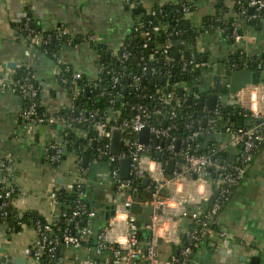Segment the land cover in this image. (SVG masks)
<instances>
[{"label":"built area","instance_id":"built-area-1","mask_svg":"<svg viewBox=\"0 0 264 264\" xmlns=\"http://www.w3.org/2000/svg\"><path fill=\"white\" fill-rule=\"evenodd\" d=\"M155 1L159 2L160 0ZM123 2L129 7H134L136 4L135 0H123ZM235 3L236 16L234 20L224 22L221 18H215L210 26L218 27L233 43L251 42L253 36L244 31L243 26L257 23L262 19L264 0H235ZM182 12L187 16L191 13V7L183 6ZM156 15L157 13L152 11L150 19L135 27L131 35L132 41L140 39L142 44L138 52L141 53L140 67L143 77H134L135 86H139L140 82L144 80L146 82L156 76L158 80L159 77H165L166 88L168 86L173 88L172 92L161 88L155 94L143 95L144 98L148 97L157 104L156 109L144 104L129 106L127 103H122L119 108H116V97L119 96L118 98H120L121 96L117 93L110 99V107L105 109L103 113L98 109L90 112L80 111L77 107V101L84 97L85 91L96 89L98 84L87 80L81 72L76 71L69 63L61 60L60 54L54 59L56 73L59 76L62 89L71 99V105L67 110L75 113V118L67 119L60 114L42 113L36 102L39 88L28 83L29 77L25 78L23 82L11 84L3 82L0 84V93L20 97L24 99V105L25 101L29 100L28 105L21 112V120L26 129L36 126H64V142L54 140L45 147L47 161L54 167L59 168L66 161V130L75 124H89L93 127L94 135L90 136L88 132L81 130L76 131L77 135L79 138L87 140L88 148L94 145L93 159H90L92 162L101 164L103 161H107L111 185L116 193L125 196L123 203L115 212L113 222L104 230L96 232L92 226V221L97 216L96 212L90 210L85 202V188L88 187L89 183L82 177L84 157L76 156L77 170L74 172L75 174L70 170H65L63 174L69 180L63 187H60L69 193H74L75 197L71 205L65 210H59L52 221L36 220L30 225L36 230L38 239L34 247L28 250V254L37 262L53 263L58 259L59 247L81 248L90 238H94V245L86 247L90 258L86 261H80L79 264H190L192 256L205 243L204 237L209 233L214 234L212 222L229 200L233 189L239 186L244 179L257 150L263 142L264 110H258L251 105L243 106L242 92L244 90L237 95L241 102L240 108L245 111V117L257 119V125L247 128L242 125L240 128H234L230 123L223 122L220 112V107H223L221 102L223 95H219L215 111H210L208 106L204 104L202 108L205 115L202 120L195 122V120L188 119L185 126L188 133L183 139H179L174 134L177 130L175 120L179 116L177 109L182 108L189 97L186 93L188 87L185 84L173 85V82L170 83V79L174 77L173 71H175L176 65L183 69L187 67L188 72L194 73L197 62L196 60H177L174 57L173 41L184 39L183 32L180 30L167 33L161 44L155 45L154 41L152 42L153 35L159 33L163 28L161 25L153 24ZM33 24L30 15H24L20 24V34H22L21 36L29 48L37 49L43 44H49L51 39L44 40L42 34L35 30ZM140 32L141 34H139ZM61 35L67 34L63 29H58L53 39L60 40ZM81 39L90 45L101 44L108 48L106 43L93 34H87ZM72 46H75L72 39L63 45V47ZM150 47L151 54L149 56L142 55ZM111 53L114 59L122 64L130 58L126 44ZM157 61H160L163 69L152 68L150 64ZM229 63L232 70H236L241 65H246L247 61H245L242 52L238 56L235 55ZM21 67H26L28 71L31 68L27 64ZM149 67L152 68L151 77H147ZM107 73L111 76L113 88H116L120 82V74L115 73L114 70ZM84 79L87 80L85 84ZM152 81L155 85V80ZM252 87L258 88L259 86ZM180 88L184 89L182 97L178 96ZM196 95H193L194 99L200 100V96ZM104 96H106L105 91L98 95L100 98ZM251 97L253 98V94L249 96V98ZM256 98V102L261 99L264 100V98L258 100V96ZM173 104H176V107L170 112L169 118L172 120L170 125L162 126L159 123H152L153 116H161L163 110L166 107L171 108ZM131 112L133 115L129 116ZM125 113L128 116H124ZM204 119L207 120L206 125H203ZM115 128L135 136L132 138L124 135L122 150L118 155L111 153L112 130ZM146 128L150 132L149 144H143L139 141L140 132ZM209 134L228 135L230 140L226 143V138H222L220 142H213L205 147V143L198 136ZM156 141L158 142L157 145L155 144ZM177 143H179L178 150H176ZM230 148L235 150L236 157L233 161H230L229 157ZM155 154L160 159L168 155V159L162 162L154 157ZM146 158L151 164H160L159 175L156 176L155 169L145 165L144 159ZM124 160L130 161L129 179L127 180L121 178V163ZM170 161L174 162V166L175 164L181 166L182 172H173L172 177H166L168 176L166 168ZM146 178L149 179L147 187L148 191L152 192V197L142 204L134 199V194L138 190L137 184ZM185 178L193 180L197 186L200 200L204 202L192 210L187 209L188 202H193L191 195L179 199L176 203L179 216L192 222L187 239L183 242L180 238L173 236V233L178 231L175 223L171 221L174 218L166 217L163 214L165 208L169 206L170 200L163 197L162 194L163 191L167 190L166 188L177 186ZM22 194L23 192L12 181L11 161L0 159L1 220L9 216L8 208L14 206V196L19 197ZM52 198L57 205L55 192L52 194ZM209 201H212L210 207L208 209L203 208L202 205ZM134 204L150 207L153 210L150 221H147L144 227L149 236L146 243L142 242L138 236V216L131 211ZM18 225L26 226L22 222H19ZM219 237L225 238L226 233L220 232ZM159 239L162 242L172 244L176 249V253L171 254L165 261L161 260L159 256ZM261 254L264 255V250Z\"/></svg>","mask_w":264,"mask_h":264},{"label":"crops","instance_id":"crops-1","mask_svg":"<svg viewBox=\"0 0 264 264\" xmlns=\"http://www.w3.org/2000/svg\"><path fill=\"white\" fill-rule=\"evenodd\" d=\"M147 1L149 0H138L134 7H129L123 0H0V84L15 83L16 70L27 64L34 71V79L42 91V104L48 113L59 114L68 109L71 99L60 85L54 60L36 49H30L20 34V24L24 15H30L35 26L43 33H56L58 29H63L67 35L75 38L93 34L107 44L109 51L115 52L131 39L134 28L146 20L145 14L133 15L131 10L143 6L147 10V15L152 12L156 1L152 0L153 4L150 8L146 5ZM167 2L178 1L161 0L160 5ZM190 2L193 6L191 13L186 16V22L190 23L191 33L183 40L189 46L188 60L197 62L195 70L197 68L203 70L225 59L230 61L242 52L246 56L245 61L264 63V15L259 22L243 26L244 31L253 36L251 42L233 43L218 27L210 25L215 18H221L224 22L235 19V0H190ZM197 30L201 33L198 34ZM192 40L196 41V45L191 44ZM184 55L185 51L181 50L179 60L188 61ZM60 59L81 72L87 80H96L103 68L97 53L85 41L72 47H63ZM9 62L16 63L14 71L7 68ZM202 78L198 76L196 79L194 88L198 91L193 94H197L196 96L200 98L203 92L197 86L204 85ZM251 94L253 98H249ZM204 95L207 105V94ZM242 95L243 106L251 105L258 110H264V101L261 99L264 98L263 86L258 88L249 86ZM257 96L258 100L261 99L259 102H256ZM19 98L0 93V159L11 161L12 181L23 192L14 201L18 214L23 216L27 213H37L46 221H52L59 211L52 194L69 180L63 174L65 170L75 174L77 157L74 154L69 155L59 168L49 164L45 147L54 140L62 143L65 128L63 125H53L26 129L21 120L24 105L14 101ZM201 140L207 143L204 139ZM144 163L147 167L155 169L156 176L159 175L160 164H151L147 158L144 159ZM173 172H182V167L175 164ZM174 173L169 174L167 171L166 177H172ZM82 174L84 180L89 183L86 191L88 199L94 202L100 201L104 207H110L98 211L111 212L113 209L116 212L125 196L116 193L114 187L107 181L108 168L90 160ZM166 189L162 196L170 201L163 214L174 218L171 221L175 223L178 231L173 233V236L185 242L192 222L179 216L176 203L179 199L191 195L193 202H188L187 209L192 210L204 201L200 200L197 186L192 179L185 178L177 186ZM151 216L147 215V221H150ZM113 218L110 223L113 222ZM212 227L214 234L209 233L204 237L205 243L192 256L190 264H216L219 261L225 263L230 258L241 264H250L254 257H260L262 264L264 261V255L261 254L264 250L263 142L244 179L233 189L229 200L212 222ZM220 232H225L226 237L220 238ZM37 239L38 234L32 226L26 225L20 231H14L6 221L0 219V264H3L2 260L7 255L24 259L26 262L22 264H45L37 262L28 254V250L34 247ZM222 240L224 243L220 244ZM168 244L170 247H165V242H162L158 248V251L166 252L164 259L160 257L163 261L167 260L174 250V246ZM229 245L232 246L227 250L230 255L222 257L221 252L226 249L225 247L228 249ZM89 258L90 255L84 246L62 248L58 253L57 261L47 264H79L80 261Z\"/></svg>","mask_w":264,"mask_h":264},{"label":"trees","instance_id":"trees-1","mask_svg":"<svg viewBox=\"0 0 264 264\" xmlns=\"http://www.w3.org/2000/svg\"><path fill=\"white\" fill-rule=\"evenodd\" d=\"M160 2H156L154 4V7L152 11H155L157 13L156 17L154 18L153 24L154 25H161L163 26L162 30L159 33H156L153 35L152 42L154 41L155 45L161 44L164 41V37L167 33H172L175 30H180L183 32L184 38L189 37L190 30H185L184 25L187 21L186 14L182 12L183 6H190L192 8L193 4L190 2V0H178L177 3L173 2H167L163 5H160ZM31 17V16H30ZM32 18V17H31ZM32 21L34 23V20L32 18ZM35 25V24H34ZM35 30L40 32L43 36V39L46 40L50 38L49 44H43L40 47H37L36 50H38L40 53L46 55L48 58L54 60L57 55L61 53V48L64 44L67 43L69 39L74 40L75 45L77 43L83 42L81 38H75L73 36L69 35H61L60 40L53 39L55 36V32H41L36 26ZM141 34V32L139 33ZM127 50L130 53V58L128 60H125L124 63H120L114 59V56L112 55L111 51L108 50L104 45L101 44H91V47L94 49V51L97 53L99 57V62L103 66L101 68V73L99 77L96 80H91L92 83L96 82L98 84V87L96 89H92L91 91H85L84 97L80 98L77 101V107L80 111L84 112H90L94 109L100 110L101 113L105 109H108L110 107V99L117 95L119 93L121 96L116 97L115 100V107L119 108L122 103H127L129 106H135L138 104H144L148 105L150 108L156 109L157 104L154 103L152 100H150L148 97L144 98L143 95L147 94V96L155 94L158 89H166V82L163 81L162 83L159 82L158 77L154 76L153 78H150L146 81L145 84H142L140 82L139 86H135L134 77L139 76L143 77L140 63L141 61V53L138 52L140 50L142 44L140 39L139 40H133L128 39L126 41ZM155 50V49H154ZM152 50L151 47L142 55L149 56L151 54ZM152 68L156 69H163L161 66L160 61L153 62L150 64ZM114 70L115 73H119L121 78L119 85L116 88H113L111 76L107 73L108 71ZM184 76H186V79H184ZM15 82H23L25 78L29 77L30 81L28 83L34 84L39 89L38 97L36 98L37 105L39 106V110L44 113L48 111L44 108L42 104V91L38 85V82L34 79V71L32 68L28 71L26 67H20L16 70L15 75ZM173 85L177 84H185L187 89V96L189 97V100L182 106V108L177 109L179 112L178 118L175 120V123L177 125V130H175L174 134L179 138L183 139L187 135V130L185 129V126L187 125L188 119L195 120V122L202 120L205 113L203 112L202 105L200 104L199 100L194 99L192 96L194 93H196L195 87V81L198 78V75L194 72H184L183 68H179L178 65H176L174 77H173ZM152 80H155V85H151L150 82ZM60 82V80H59ZM87 83V80L84 79V84ZM83 84V83H82ZM105 91L106 96L103 98L98 97V95ZM192 93V94H191ZM205 96L204 94L202 97ZM182 97V96H181ZM191 99V101H190ZM29 103V100L25 101L24 107H26ZM176 107V104H173L171 108L166 107L163 110V114L161 116H153L152 117V123L156 124L159 123L162 126H168L172 123V120L169 118L170 112L173 110V108ZM220 112L222 114V121L230 123L232 127H238L239 122L241 121L244 127H253L258 124L257 119H253L251 117H245V111L241 110V108H230V107H220ZM62 116H65V118H75V113H72L69 110H64L59 113ZM133 115L129 113V116ZM124 116H128L127 113L124 114ZM78 130L88 132L90 136L95 134V131L93 127H91L89 124H75L73 127L66 130L65 133H67V136L65 137V142L67 143V149L65 152V158H67L70 154H74L76 156H83L89 157L91 160L93 159L94 154V145H91L88 148L87 140L79 138L77 135ZM132 138H135V136H132V134L129 135ZM155 158L161 160L162 162H165L168 159V155H165L162 159L159 158L158 155H154ZM102 165H105L108 167L107 161H103L101 163ZM83 177V174H82ZM137 192L134 194V199L136 201L141 202L144 204L145 202L149 201L152 197V192L148 191V187L142 185V183L137 184ZM88 187L85 188V195ZM74 193H69L65 191L64 189H60L58 192H56V200H57V208L58 210H65L67 209L73 199H74ZM18 196H14V200H16ZM85 202L88 205V208L94 212H96L97 217L92 221V226L96 232H100L101 230H104L107 228L110 224L111 218L115 216V211L112 209L111 212L106 211H98L95 207V202L88 199L87 195L85 196ZM212 201H209L205 204H203V208L208 209L211 205ZM114 208V207H113ZM9 216L4 219L3 221H6L11 229L14 231H20L21 226L18 225L19 222H22L26 225H31L33 221L41 220L45 222V219L41 216H39L37 213H27L23 216H20L18 212L15 209V206H10L8 208ZM1 219V218H0ZM98 219V220H97ZM214 229V227H212ZM138 236L140 237V240L144 243L148 240L149 236L147 231L143 228L138 229ZM95 243L94 238H90L87 243H85L84 247H92ZM176 253V249L173 250L172 254ZM47 264L48 262H41Z\"/></svg>","mask_w":264,"mask_h":264},{"label":"water","instance_id":"water-1","mask_svg":"<svg viewBox=\"0 0 264 264\" xmlns=\"http://www.w3.org/2000/svg\"><path fill=\"white\" fill-rule=\"evenodd\" d=\"M138 0H135V3L137 4ZM131 13L133 15H141L145 14V19H150V15H147V10L143 8V6H138L131 10ZM135 25V24H133ZM33 26H35L33 24ZM185 30H189L190 23L186 22L184 25ZM197 33L200 34L201 31L197 30ZM191 44L194 46L196 45V41L192 40ZM188 43L184 41L183 39L180 40H174L173 41V48L175 49L174 57L178 60L180 59V51H185V59L188 60L190 58L189 50H188ZM246 58V56H245ZM221 65V71H217L218 67ZM7 68L9 70H15L16 69V63L9 62L7 64ZM184 72L187 71V67H184ZM175 71H173V74ZM195 73L200 76L203 79L204 87L206 89H202L203 94H207L206 101L207 105L210 111H215L216 104L219 98V95H223L221 102L223 107L229 106L230 108H240L241 102L238 100L237 95L239 92L245 90L248 86H263L264 88V63H261L260 61L250 63V61H247L246 65H241L238 69L232 70L231 64L229 63L228 59H225L223 61H219L214 63L212 66L208 68H204L203 70L201 68H197L195 70ZM152 76V68H148L147 77ZM165 77H159V82L162 83L164 81ZM174 78L170 79V83L173 82ZM184 79H186V76H184ZM145 80L142 82V84H145ZM151 85H154V81L150 83ZM168 92H172V86H168ZM200 89V88H199ZM201 90V89H200ZM198 91V90H197ZM88 92V91H87ZM184 89L180 88L178 90V96H183ZM17 103L24 105V99L19 98L14 100ZM191 101V99H190ZM200 104H205V97L200 98ZM207 120H203V125H206ZM242 122L240 121L238 124V128L242 127ZM125 131L119 128H115L112 130V137H111V153L114 155H118L122 150V143L124 139ZM199 139H204L207 143H205V147L208 145V143L212 142H220L222 138H226V143L229 142L230 137L227 135H220V134H209L206 136L199 135ZM139 141L143 144H149L150 141V132L149 129H144L139 134ZM62 142H64V139H62ZM264 143V141H263ZM155 144L157 145L158 142L156 141ZM179 149V143L176 145V150ZM235 150L233 148L229 149V157L230 161H233L236 157ZM90 159L88 157L84 160V167L87 168L89 165ZM184 163V161H182ZM174 170V162L170 161L167 165V171L169 174H172ZM129 172H130V161L124 160L121 163V178L124 180L129 179ZM194 179H196V176H194ZM142 185L147 186L149 183V179H143ZM95 207L96 209L106 208L109 209L110 207H104V205L100 201H95ZM131 211L135 213L138 216V222L137 225L139 228H144L147 223V215H152L153 210L150 207H144L140 204H134ZM159 244H162V240H158ZM224 243L223 240L220 242V244ZM231 245L225 247L226 249L221 252V256H229V252L227 250L231 249ZM61 247L58 248V253L61 251ZM26 261L21 258H15L11 255H7L3 258L2 263L3 264H22ZM261 258L260 257H254L251 260L250 264H260Z\"/></svg>","mask_w":264,"mask_h":264},{"label":"rangeland","instance_id":"rangeland-1","mask_svg":"<svg viewBox=\"0 0 264 264\" xmlns=\"http://www.w3.org/2000/svg\"><path fill=\"white\" fill-rule=\"evenodd\" d=\"M178 1V0H177ZM152 0H149V1H147V3H146V5H147V7L148 8H150L151 6H152ZM263 34H264V30H263ZM218 72L219 71H221V65L218 67V70H217ZM202 84H203V82H202ZM198 85V84H197ZM198 88H200V89H206L205 87H204V85L203 86H201V85H199V86H197ZM264 101V100H263ZM125 134H126V136H128L129 137V133L128 132H125ZM69 155H73V154H70L69 153ZM28 157H30V154H28ZM57 172H59V170H56ZM107 181H109L110 182V177H109V174H107ZM165 247H170L169 246V244L167 243V242H165ZM159 252V255H160V257L162 258V259H164L165 257H166V252H164V250L163 251H161V250H159L158 251ZM216 264H241V263H239V262H237L235 259H229L228 260V262H220L219 261V263H216ZM262 264H264V261L262 262Z\"/></svg>","mask_w":264,"mask_h":264}]
</instances>
